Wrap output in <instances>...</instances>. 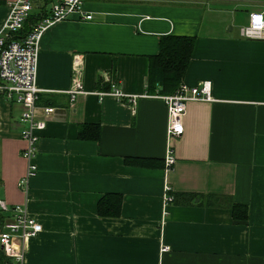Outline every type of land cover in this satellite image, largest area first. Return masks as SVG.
<instances>
[{
  "label": "crops",
  "instance_id": "0c3cea01",
  "mask_svg": "<svg viewBox=\"0 0 264 264\" xmlns=\"http://www.w3.org/2000/svg\"><path fill=\"white\" fill-rule=\"evenodd\" d=\"M10 1L0 0V26ZM46 2L34 0L30 26ZM82 8L92 18L72 12L39 41V101L56 108L38 131L26 186L21 106L0 95V197L42 225L15 238L20 263L0 249V264H264V39L240 34L264 0ZM166 35L195 36L180 82H211L210 99L187 101L183 132L169 141L166 104L147 89L150 56ZM74 61L81 87L72 97ZM168 144L175 160L166 168ZM119 198L118 214L107 213ZM2 223L0 212V231Z\"/></svg>",
  "mask_w": 264,
  "mask_h": 264
},
{
  "label": "built area",
  "instance_id": "2783aa9c",
  "mask_svg": "<svg viewBox=\"0 0 264 264\" xmlns=\"http://www.w3.org/2000/svg\"><path fill=\"white\" fill-rule=\"evenodd\" d=\"M83 0H57L51 3L48 11L41 12V16L24 34H18L23 28L34 5V0H12L8 3V13L0 26V95L6 100L21 106L19 114L22 128L20 136L25 140L22 154L27 160V170L19 181L20 186H26L30 176L36 172L33 159L38 152L39 130L46 127L48 118L54 113L55 106L39 101L41 87L36 82V64L38 45L45 29L57 20L66 18L72 12H79L83 19L92 18L90 12L82 8ZM240 34L251 39H264V9L249 13L248 23L241 26ZM73 85L68 89L73 97L81 87V67L74 61ZM211 82L204 79L190 85L180 82L174 92L160 93L167 108L166 136L168 141L173 136L183 132L182 122L186 103L189 100L210 99ZM113 94L121 99L135 102V97H124L120 89L113 87ZM127 98V99H126ZM175 157L170 144L166 148L164 163L170 167ZM169 185H165L164 212L166 204L172 199ZM0 212L3 223L0 231V249L7 257L13 258L17 263L22 259V251H16L15 238L24 239L36 235L41 229V223L30 215L25 205H9L0 197ZM166 247H162L165 249Z\"/></svg>",
  "mask_w": 264,
  "mask_h": 264
},
{
  "label": "trees",
  "instance_id": "16d2710c",
  "mask_svg": "<svg viewBox=\"0 0 264 264\" xmlns=\"http://www.w3.org/2000/svg\"><path fill=\"white\" fill-rule=\"evenodd\" d=\"M29 17L24 23L21 34L30 29ZM195 36L194 35H166L160 40V50L150 56L148 72V91L171 93L178 87L188 60L191 56ZM152 87V88H151ZM120 198L106 208L107 213L118 214ZM103 198L98 202L99 211L102 212ZM233 209L238 205L234 204ZM246 213V212H245Z\"/></svg>",
  "mask_w": 264,
  "mask_h": 264
},
{
  "label": "rangeland",
  "instance_id": "374dc122",
  "mask_svg": "<svg viewBox=\"0 0 264 264\" xmlns=\"http://www.w3.org/2000/svg\"><path fill=\"white\" fill-rule=\"evenodd\" d=\"M46 1H47V2H46V3H47L46 5H50L51 2H52V0H46ZM34 10H35V9H34ZM247 23H248V22H244L243 25H245V24H247ZM227 27H228V26H226V28H227Z\"/></svg>",
  "mask_w": 264,
  "mask_h": 264
}]
</instances>
